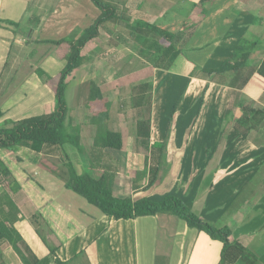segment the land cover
<instances>
[{
	"label": "crops",
	"instance_id": "obj_1",
	"mask_svg": "<svg viewBox=\"0 0 264 264\" xmlns=\"http://www.w3.org/2000/svg\"><path fill=\"white\" fill-rule=\"evenodd\" d=\"M5 1L7 3L3 5ZM50 1L51 0H37L36 4H34L32 0H0V20L17 22L21 25V29L16 32L14 31L15 29L12 28L0 29V54L6 50L7 45H9L8 51H5L6 54L4 52L3 54L5 55H1L0 57V99L4 91L11 85V80L14 78L24 80L26 83L29 82V78L33 79L30 82L26 100L23 102L25 104L23 110H25L26 115H30V117H34V114L35 116L49 114L55 110V103L53 102V109L50 111L51 97H53V94L51 95L46 81L48 78H51V76L47 78L44 67H56L54 61L57 60L51 56V46L41 42L46 40H59L61 39L59 36H61L62 32H66L65 36H67L77 27L75 16L71 15V10L73 9V5L71 4L73 2L53 0L56 6L51 12V9L47 5ZM247 1L249 0H216L214 2L208 9L207 14L198 21L204 24L207 22L209 25L207 24L208 26H204L202 30H198V27L193 29L192 35L188 38L184 45L185 47L182 48V51L186 52V54L197 59V63L188 59L190 62L198 68H206V65H204L205 58L218 57L221 52L227 57L229 56L235 46L230 50L223 51L224 46L221 50L222 33L224 31H219V34L204 43H198L197 35H199V31L203 33L206 27L213 30L217 29L216 27L220 24L225 28L231 29L232 25H235L237 20L242 18L243 15H248L251 19H247L246 22H244L246 23L245 28H242L245 30L250 28V24L253 23L255 17L250 14L252 7L248 6L249 2L247 3ZM32 4L34 6H32ZM251 4L253 5L251 13H258L261 11L259 7H256L255 3ZM221 15H226L228 18L224 20L220 19ZM261 24H264V20H261ZM112 34L113 32H108L106 33L107 36L104 38L101 33L99 38L90 42L93 46L85 62L76 69L72 73V76L66 81L68 83L71 79L74 80L76 72L80 69L79 77L82 82L88 83V90L85 92L87 96L86 99L89 97V84L91 82L95 83L102 92L103 100L97 102L101 107L93 104L91 107L92 110L89 108H86L88 111L86 109L79 110L77 116L73 119L74 121H71L73 126L79 127V139L83 151L82 153H77L73 150L68 153L69 149H67V153L74 163L79 166L81 165L85 171L89 170V156L93 137L95 135V127L89 123V117L92 115L93 111L98 112L106 111L107 108L109 109L111 102L114 100L116 104L118 101L120 102L123 100H119L115 91H112V89L117 86L115 80L117 79L116 73L118 70L114 71L111 66H107L106 62L120 60L121 67L126 72L124 75L132 73L131 71L145 68L144 65L142 67L140 66L141 62L139 59L134 58L128 60V58L132 56L128 51L132 49L130 46H115L113 43H111V46L107 45ZM226 36L227 35H225V37ZM215 40L217 41L215 42ZM203 47H207L208 49V52L205 54L202 50ZM263 47H260L256 53L264 49ZM57 62L60 63L62 61ZM223 62L225 61H222L212 68H217ZM253 64H256V62H253ZM59 68H61L59 69L61 71L63 66ZM38 72L42 73L41 77L38 76ZM173 73L175 72H165L162 70H152L149 72V76L152 75L154 89L150 144L162 142L166 135L164 132L165 125L163 126L162 124L163 129H157V131L155 126L156 106L161 94V87L159 88L158 85L165 82L171 75L174 76ZM176 75L177 79H185L184 83H186L183 95L179 100L176 99L177 101H175L176 107H178V103L182 99L181 104L184 105L182 109L187 110L188 107L194 104V102L187 100L189 95H191L190 100H196L194 98L195 95L199 92L200 96L201 92L204 91V96L199 110L198 96L196 113L192 117V121H187L190 124V129L184 143L182 142L183 147L175 145V141L178 140L173 134L174 131H171L170 137H168L159 177L155 185L144 191L143 187L147 184V178L133 177V166L135 163L129 162V159L143 158L145 165V160L149 157L150 153L148 151H142L139 148L141 145L140 141L136 136L132 137L135 135V121H132V129L129 128L124 115H121L119 111L118 120L112 127L110 126V130H127L126 150L124 152H103L101 161L95 163L93 175L98 177L103 171L110 170L115 175L123 177L127 181V187H129V182H136L138 188L135 193L136 198L144 197V194L166 196L176 190L178 193L182 194V200L186 205L188 204L187 206L196 215L216 227L218 220L221 218L220 215L222 216L225 212L231 200H233L234 203L245 190L251 191L254 184H263L264 138H262L260 142L253 140L254 136L249 137L247 140H243L236 131L228 126L229 129H227V134L229 139L227 142H224L237 143L235 149L230 152L226 150L227 146H223L221 150L213 153V147L211 146L217 141L215 138L220 133L219 127H223L226 124L225 113L229 101L234 97V91L227 87L226 81H219V78L202 80L201 78L193 77L187 70L185 73H176ZM183 75L186 77L183 78ZM4 83H6V85L3 87ZM195 85H199L200 90L194 92L191 87ZM121 94H125V97L127 96L125 100L129 99V92L124 93L123 88ZM263 95L264 80L257 75H253L247 85L239 93L241 102L249 106H252L253 103H259L263 106L259 102V98ZM9 110L10 109H8V113ZM0 113V118H3L5 112L0 109ZM15 114L16 113H14V115ZM18 114L13 117L14 121L21 120L18 119ZM232 114L235 117L240 116L238 109L233 110ZM26 115L21 114L20 117L22 118ZM169 115H171V113ZM190 115H192V113H190ZM181 116L184 117L183 113H181ZM161 117L162 116H158L159 119H161ZM175 118L176 117H174L173 120H175ZM108 121H110V114L107 125ZM159 126H161L160 122ZM249 141L255 145L247 144ZM209 142L212 144L210 145L211 148H208L206 145V143L209 144ZM223 145H225V143ZM11 154H13V152L4 153L3 157L6 160L5 164L6 166L9 165L8 169L11 170L13 178L21 187L16 193H10L20 211V219L15 224V228L21 234L23 240L34 255H36L34 248L27 243L22 232L26 226L31 225V220L37 215V209H39L44 214L45 218L50 220L51 225H53V227L47 225L48 231H46V233L48 234L52 231L67 239L60 241L59 249L66 247L70 242H74L77 239L79 240L80 246L84 247L83 250H79L77 254L69 257L68 260H61L57 256L63 262L69 261L83 253L89 264H153L154 253L149 254L148 259L145 260V258L141 256L139 240L141 235L140 229L146 227L150 223H155L154 227L157 226L155 232L156 241L157 236L160 237L161 233H163L164 236L161 238L171 239L170 245L176 246L179 250V255L177 253L178 258L174 264L219 263L222 247L221 243L211 240L203 232L188 228L185 222H178L170 215L139 217L127 221H115L102 214V216H98L97 218L90 217L86 214L87 212L77 209L76 205H74L73 198L67 196L65 192H62L58 196L54 195L53 197H51V195H46V190L50 187L48 185L49 178L42 177L39 174L40 172H47L48 174L45 168L50 167L53 162L44 160L43 165L39 166V156L26 148H20L17 155L14 154L15 159L11 157L13 161L8 157L11 156ZM58 157L60 158L61 155L59 154ZM119 160L124 161V167L122 169L119 168ZM223 160H227V163L222 164ZM226 165H228V167H226ZM35 176H40L41 180L38 181L34 178ZM47 176L49 177V175ZM256 176L257 179H255ZM30 178L34 179L39 185L33 183ZM209 182L216 183L217 185L222 184L224 188H227L228 184L231 188L227 191V193L229 192V197L223 200V198H218V194H215L214 198L210 199V195L215 189L210 187L211 185ZM235 182L238 184L235 185ZM2 191L3 188L0 187V193ZM215 198L217 200H215ZM246 202L251 203V206L241 213L244 215H242L233 233V237L238 243L249 249L257 257V261L254 264L264 263V193L255 203L246 199H239V202L233 205L234 207L232 208L234 216L241 211L243 204ZM256 216L257 218H261L260 224L256 229L250 228L253 222L252 219ZM73 220L76 221L78 225V233L76 235L69 234V232L75 230L71 226ZM162 225H164L165 228H162ZM167 230L168 232L165 234ZM59 249L57 248L56 252H58ZM13 253L14 252L7 243H0V260L4 264H19V262H17V257ZM167 253L168 252H165L162 256L168 257L170 254ZM72 264L81 263L74 262Z\"/></svg>",
	"mask_w": 264,
	"mask_h": 264
},
{
	"label": "trees",
	"instance_id": "obj_2",
	"mask_svg": "<svg viewBox=\"0 0 264 264\" xmlns=\"http://www.w3.org/2000/svg\"><path fill=\"white\" fill-rule=\"evenodd\" d=\"M99 9L100 15L89 27L83 31L74 29L67 36L59 40L40 41L52 47L51 56L64 62L60 73L48 78L47 86L53 91L55 99V110L49 114L30 117L15 121L8 128H0V243H7L16 254L21 264H38L39 259L23 240L21 234L15 228L20 219V211L10 193L14 194L21 189L13 174L5 164L4 153L13 152L17 148H26L39 156L38 164L43 161L53 162L46 171L59 178L66 190L83 198L89 205L97 208L100 213L115 221L134 220L139 217L157 215H170L186 223L190 229L205 233L211 240L221 243L220 259L218 264H236L242 260L245 264H254L257 257L247 248L238 243L233 233L242 217V212L251 206L244 203L237 217L227 225L216 228L210 223L196 215L182 199L167 195L160 201H153L145 197H135L137 192L136 182H129L115 175L110 170L103 171L98 177L93 175L95 163L101 161L103 152H124L127 147V130L111 131L108 129L107 120L109 112H92L89 123L95 127V135L90 151L89 170L82 175H77L74 162L67 153L70 146L77 153H82L80 145L79 127L73 126L72 119H68V107L65 100L67 79L86 60L83 55L84 47L101 36V31L110 32L112 26L115 32L107 42L111 46L125 45L135 47L136 55L143 65L151 70H162L165 72L185 73L206 80L209 78L226 81L228 88L234 91V97L229 101L226 111V124L220 130L213 153L218 151L224 132L227 128L236 131L243 140L250 135H257L260 130L264 131V95L259 98L263 105L261 109H254L241 102L239 93L247 85L253 75L264 80V51L262 57L253 64V55L259 49V43L243 40L237 44L229 54L225 62L217 68H198L190 62L183 54L182 47L195 29V24L181 21L179 26L157 25L147 20L137 19L128 21L123 15L120 3L106 0H89ZM216 0H197L192 7L200 6V20L207 14L208 9ZM256 22L257 16H254ZM261 24V21L259 22ZM190 25H192L190 27ZM1 28H12L19 31L21 25L17 22L0 20ZM186 33V35H185ZM38 42V43H40ZM132 72V71H131ZM41 77L42 73L38 72ZM153 81L152 75L146 81L134 84L130 87L129 107L134 112L135 136L140 141L145 151L150 153L145 160L147 171V184L143 187L146 191L153 187L158 180L162 161L167 145L169 126L162 142L150 144L152 111H153ZM204 91L198 100V110L202 104ZM102 92L93 82L89 84L88 103L101 102ZM92 105L89 109L92 110ZM122 107V106H121ZM238 109L240 116L235 117L233 110ZM176 111L173 107L170 120ZM1 116V113H0ZM229 126V127H228ZM59 154L61 157L59 158ZM119 168L124 167V161L119 160ZM76 165V164H75ZM78 166V165H77ZM66 176L68 178L66 179ZM35 183L37 182L30 178ZM264 184V178H263ZM33 220V219H32ZM31 220V221H32ZM41 242L53 256V264H72L77 257L69 261H61L57 255V248H50L39 232L35 231ZM245 260V261H244ZM0 264H4L0 260ZM85 264V263H81ZM87 264V261H86Z\"/></svg>",
	"mask_w": 264,
	"mask_h": 264
},
{
	"label": "rangeland",
	"instance_id": "obj_3",
	"mask_svg": "<svg viewBox=\"0 0 264 264\" xmlns=\"http://www.w3.org/2000/svg\"><path fill=\"white\" fill-rule=\"evenodd\" d=\"M70 1L74 3V4L73 3L71 4V5H73L72 6L73 9L71 10V15L75 16V20H76V24H77V27L74 29H77L79 31H83L84 29L89 27L91 24H93V22L95 20H97V18L99 17V15H100L99 9L96 8L89 0H66V2H70ZM106 1H113V2L116 1L117 3H120V5H121L120 8L123 11V15H124L125 19H127L128 21L143 19V20H147L150 23H154L157 25H159V24L160 25H172V24H174L175 26H179L181 21H186L188 24H194L195 22H197L195 24V28L198 27V30H200V29L202 30L204 28V26L209 25L207 22L205 24L203 22L202 23L198 22L201 18V15L199 13L200 12L199 11L200 6L197 5V7H192V3H195L197 0H106ZM32 2L34 4H36L37 0H32ZM6 3L7 2L5 1L3 3V5H6ZM247 3H248L249 7L250 6L252 7L250 10V14L258 17V19L256 20L255 23L250 24L251 25L250 28L245 30L244 28L246 26V23H244V22H246L247 19H251V17L248 15H243L242 18L237 20L235 25H232L231 29L225 28L222 24H220L216 27L217 29L212 30V29H209V27H206L203 33L201 31H199L198 32L199 35H197L198 43H204V42L208 41L209 39L213 38L215 35L219 34V31H224L222 33L223 38L221 40V50L225 46L223 51L232 49L234 46H236L237 44H239L243 40L249 41L250 43L258 42L260 44V47H263L264 46V24H260L259 22L261 20H264V0H253V1L249 0V1H247ZM251 3H255L256 7H259L261 9V11H259L258 13H251V11L253 9V5ZM47 5L51 9V12H52L53 8L56 6V3H54V1L51 0ZM32 6H34V5L32 4ZM227 18H228V16H226V15L220 16V19H223V20L227 19ZM191 26L192 25H190V27ZM242 27H244V28H242ZM111 28H113V30L111 29L110 31L114 33L115 32L114 26H112ZM191 30H193V29H191ZM101 32H102V36L105 38L107 36L106 35L107 32H103V31H101ZM225 32H226V34H225ZM54 35H56V34H54ZM65 35H66V32H62V34H61V36H59V38H63V37H65ZM185 35H186V33H185ZM225 35H227V36L225 37ZM217 40H215V42ZM105 42H106V40H105ZM92 46H93L92 43H88L84 47L83 55H85L86 58L88 57L90 49ZM184 47L185 46H183L182 48H184ZM131 48L132 49H129V50L127 49L130 52V55H132L131 57L128 58V60L129 59L131 60L134 58L138 59V57L136 55L135 47H131ZM8 49H9V45H7L6 50H4L0 54V57H1V55H5L6 54L5 51H8ZM202 50L204 51V54L208 52L207 47H203ZM263 51H264V49L259 50L258 53L254 54L252 61L253 62L259 61L260 57L263 54ZM4 52H5V54H3ZM183 54L186 56L187 59H190L194 63H197L196 62L197 59L193 58L192 56H189V54H186V52H184V51H183ZM226 57L227 56L224 55L222 52L219 54L218 57H214V58L207 57V58H205V64L204 65H206V68H210V67L212 68V67L216 66L217 64L221 63L222 61H225ZM54 62L56 64V67H53V66L44 67V69L46 71L47 78L50 76L53 77L54 75L55 76L58 75L60 73L59 69H61L59 67L60 66L64 67V62L63 63L62 62L59 63L57 61H54ZM104 62H103V64H104ZM106 63H107V66L108 67L111 66L114 71L118 70V72L116 73L117 79L115 80V84L117 86L114 87L112 89V91H115L119 100L123 99L120 102L117 100L118 101L117 104L115 103V100H114L113 102H111L109 109L107 108V110L110 114V121H108L107 126L110 129V126L112 127V125H114V123H116V121L118 120V114L120 113L121 115L122 114L124 115L127 126L132 129V125H133L132 121H134V112L129 107V103L127 101L128 99L125 100V98H127V96L125 97V94L122 95L123 93L121 94V90L123 88L124 93L125 92L130 93V87L134 84L142 83V82L146 81L147 77L149 76V72H151L152 70H151V68H147L145 66V68H140V70H134V71H132V73L124 75V73H126V72L121 67V61L120 60L119 61L118 60H111V61L106 62ZM0 65H1V63H0ZM79 73H80V69L76 72V75L74 76L75 79L74 80L71 79L67 83V89L65 92V100H66L67 107H68V119H72V120L77 116L79 110L89 108V106L92 105L86 101L87 96H86L85 92L88 90L87 89L88 83L82 82L81 78L79 77ZM173 75L174 76L171 75V77H169L167 80H165V82L158 85L159 88L161 87L160 88L161 94L159 92L160 99H158L157 106H156L155 126H156V131H157V129H160V130L163 129L162 124H163V126L165 125L164 132L166 133V130H167L169 123H170L168 137H170L171 131H174L173 134L175 135V138H177V140H178V141H175V145L183 147L182 142L184 143V140H185L187 133L189 132V129H190L189 128L190 124L188 122L192 121V117L196 113L195 110H196V103H197V99L199 96V92L194 97L196 100H190L191 95H189L187 100L190 102H194V104H192L190 107H188L187 110L182 109L184 107V105L181 104V100H182L181 99L180 102L178 103V107H176L177 109L174 113V117H176L175 120H173L174 117L170 120L171 115H169V114L172 113L173 107L176 104L175 101H177L176 99L179 100L181 98V96L183 95V93L185 91V85H186V83H184L185 79H182V78L177 79L176 73H173ZM184 77H186V76L183 75V78ZM32 80L33 79L29 78V82H27V83L24 82V80H20L19 78H14L13 80H11L12 81L11 85L6 89V91H4L2 98L0 99V109L3 112H5V116L3 118H0V128L10 127V124L12 122H15L13 120V117H15V115H17L18 113H19L18 119L22 120V119H26L28 117L30 118V115L27 116L25 110H23V107L25 106V104L23 102H24V100H26L28 89L30 86V82ZM170 80H171V83H170ZM6 83L3 84V87L6 85ZM8 83H9V80H8ZM191 88H192V90H194V92H196L197 90H200L199 85L192 86ZM119 89H121V90H119ZM49 91L52 95L53 91L50 88H49ZM53 102L55 103L54 94H53V97H51L50 111H51V109H53V107H52ZM95 105L98 107H101V105L98 103H96ZM251 107H253L254 109H261L262 108V106L259 103H253ZM8 109H10L9 113H8ZM160 110H161V112H160ZM118 111H119V113H118ZM23 112H25V113H23ZM14 113H16V114L14 115ZM181 113H183L184 117L181 116ZM190 113H192V115H190ZM21 114H24L26 116L21 118L20 117ZM33 116L36 117L35 114ZM158 116H162L161 119H159ZM18 121H20V120H18ZM159 122H160L161 126H159ZM219 128H220L219 131L221 129H223L222 126ZM227 129H229V128H227ZM227 129L225 130L223 138H222L223 142H221V144H219V146H222V147L227 146L226 150L232 152L235 149V146L237 145V143H226L227 140L229 139V136L227 134ZM113 131H117V130H113ZM133 135H134V133H133ZM225 135H226V137H225ZM218 136H219V134H218ZM218 136L215 138V140L218 139ZM132 137H135V135ZM250 137H253V140H255L257 142H260L262 140V138H264V131L260 130L257 135L256 134L250 135ZM167 141H168V139H167ZM224 141H226V142H224ZM216 142L217 141H215L214 143L216 144ZM128 143H129V141H128ZM224 143H225V145H223ZM215 144L213 146H211V147H213V149L215 147ZM247 144L255 145L251 141H249V143L247 142ZM206 145L208 146V148H211L210 145H212V144L209 142V144L206 143ZM139 148L142 151H145V149L142 146H140ZM221 148L218 149V151L221 150ZM67 149H69V151L67 150L68 153H70V151H73V148L70 146H68ZM19 151H20V148H17L15 151H13V154H11V156H8L9 159H12L11 157H13L15 159V155H17V153ZM12 161H13V159H12ZM226 161L227 160H225V161L223 160L222 164L227 163ZM129 162L135 163L133 166L134 167L133 168L134 169L133 170L134 171L133 177H139V178L145 177V178H147L148 168L144 165V159L143 158H134V159L130 158ZM74 166H75V170H76L77 175H82L84 173L85 170H83L81 165L77 166L74 163ZM226 167H228V165H226ZM39 175L42 177H45V178H49L48 179V185L50 187L48 188V190H46V193H47L46 195H49V196L51 195V197H53L54 195L58 196L62 192H65L67 194V196L73 198L74 205H76L77 209H80L83 212H87L86 214H88L90 217L97 218L98 216L99 217L102 216L100 211L97 208H95L91 205H88L83 198L73 194L69 190H65L63 187V182L59 178L54 177L53 175H50L49 173L47 174V172L46 173L40 172ZM47 175H49V177ZM40 176L39 177L35 176L34 178L37 179L38 181H40L41 180ZM67 178H68V176H66V179ZM255 179H257V176L255 177ZM209 183L211 185L210 187H213V189H215V191H213L211 193L210 199H213L215 194H218V198H220V199L223 198V200L225 198L227 199L229 197V195H228L229 192L227 193V191L230 190L231 188L229 187L228 184H227V188H224L222 184L217 185L216 183H212V182H209ZM237 184L238 183L235 182V185H237ZM175 191H173L169 195L178 197L179 199H182L181 198L182 194L178 193L177 191L175 192ZM263 193H264V185L262 183H258V184L256 183V184H254L253 188H251V191L245 190L242 193V195L239 197V199H242V200L246 199L252 203H255L257 199L259 200L261 198ZM144 197L147 199L153 200V201H160L165 196H163V195H153L152 196L149 194H144ZM239 199H237V201H235L234 203H233V200L230 201L225 212L222 214V216L220 215L221 218L218 220V222H217L218 224H217L216 228L227 225L232 220V218L234 219L237 217L236 215L234 216V212L232 211V208L234 207L233 205H235L239 202ZM215 200H217V199L215 198ZM37 211H38L37 215L33 218V220L30 223L31 225L26 226L24 228V231L22 232V234H23L24 238L26 239L27 243H29V245H32V247L34 248L35 254H36L37 258L39 259L38 264H52L53 256H51L49 254L47 248L41 242L39 237L36 236L35 231L37 230L39 232L41 237L45 240L46 244L50 248H58L59 249L60 241H64L67 239L60 234L53 233L52 231H50V233L47 234L46 233V231H48L47 227L48 226L53 227V225H51L50 220L45 218V216L41 212V210L37 209ZM242 215H244V214H242ZM173 218L175 220H177L178 222H182L175 217H173ZM239 219H241L240 216H239ZM260 219L261 218H257V216L254 217L252 219L253 222H252L250 228H254V229L258 228V226L260 224ZM154 224L155 223H150L146 227L140 229L141 235H140L139 242H140L141 256L144 257L145 260H147L149 257V254L154 253L153 264H174L176 259L178 258L177 253L179 255V250L176 246L170 245V243L172 241L171 239H162L161 238L164 236L163 233H161L160 237L157 236V241H156L155 232H156L157 226L154 227ZM71 226L75 230L69 232V234L76 235L78 233L77 222L73 220L71 223ZM162 228H165V226L162 225ZM166 232H168V230L165 231V234H166ZM145 233H146V235H145ZM78 241L79 240L77 239L74 242H70L66 247L60 248L58 250V252H56L57 256L61 260H68L69 257L77 254L79 252V250H83L84 247H81ZM165 252H168L170 255H168V257L162 256L163 254H165ZM157 253H159V254H157ZM13 254H15V253H13ZM15 256H16V254H15ZM74 261H75V263H85L86 264L87 260H86V257L84 256V254L82 253V254L78 255L77 259H75ZM17 262H19V264H21L18 257H17ZM87 264H89V263L87 262ZM236 264H245V262L240 260ZM260 264H264V263H260Z\"/></svg>",
	"mask_w": 264,
	"mask_h": 264
}]
</instances>
